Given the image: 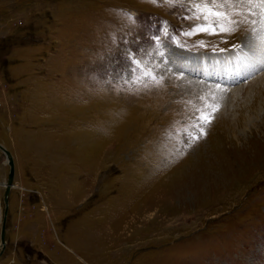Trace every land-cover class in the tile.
I'll return each instance as SVG.
<instances>
[{
    "label": "rangeland",
    "instance_id": "obj_1",
    "mask_svg": "<svg viewBox=\"0 0 264 264\" xmlns=\"http://www.w3.org/2000/svg\"><path fill=\"white\" fill-rule=\"evenodd\" d=\"M186 7L0 0V145L14 165L0 264H44L25 246L50 264H264V71L236 83L238 68L202 59L230 56L242 27L189 41L224 53L165 41L164 73L152 37L163 22L191 27ZM131 60L163 81L132 84ZM209 79L230 86L188 144Z\"/></svg>",
    "mask_w": 264,
    "mask_h": 264
},
{
    "label": "snow or ice",
    "instance_id": "obj_2",
    "mask_svg": "<svg viewBox=\"0 0 264 264\" xmlns=\"http://www.w3.org/2000/svg\"><path fill=\"white\" fill-rule=\"evenodd\" d=\"M149 2L155 6L166 3L173 7L177 4H181V6L187 4L185 8L187 14L181 19L193 21L191 27L187 29H173L167 22H163L158 28L159 34L152 37L157 55L162 58L160 63L165 65L164 73L171 71L172 59L176 55L167 50L165 41L172 47L182 48L185 51H190L192 48L210 47L214 53H224L228 50L218 48L217 44L208 40L199 39L191 45L189 41L193 37L201 35L207 37L230 36L242 27L247 32L246 40L240 46L233 45L230 56L223 60L215 56L202 59H210V62L214 64H225L230 68H238L239 70L234 73L236 83L241 79V70L244 82L248 77L264 71V0H183V3L181 0H149ZM124 15L130 23H135V18L131 14L124 13ZM219 43H227V40L220 39ZM131 63L133 64L132 84H139L144 78L154 83L163 81L164 73L155 70L158 66L149 68L145 65L143 71H140V66L144 63L142 60H131ZM177 75L183 77L185 73L180 70ZM200 83L206 85L207 95L201 94L198 97L202 103L195 110L193 131L186 134L188 144L207 135L206 129L220 108L219 103L216 102V90L230 86L212 82L210 79L201 80Z\"/></svg>",
    "mask_w": 264,
    "mask_h": 264
},
{
    "label": "water",
    "instance_id": "obj_3",
    "mask_svg": "<svg viewBox=\"0 0 264 264\" xmlns=\"http://www.w3.org/2000/svg\"><path fill=\"white\" fill-rule=\"evenodd\" d=\"M0 152L5 154L6 165L8 167L7 176H6V184H4V193H3V201H4L5 207L0 217V250H2L5 247L4 223H5V216H6V198L8 196V190L11 186L10 183H11L12 176H13V163H12L9 153L6 150H4L1 146H0Z\"/></svg>",
    "mask_w": 264,
    "mask_h": 264
},
{
    "label": "flooded vegetation",
    "instance_id": "obj_4",
    "mask_svg": "<svg viewBox=\"0 0 264 264\" xmlns=\"http://www.w3.org/2000/svg\"><path fill=\"white\" fill-rule=\"evenodd\" d=\"M26 241V240H22V243ZM30 242V241H29ZM31 244V242H30ZM6 246V245H5ZM24 252L27 254V255H32L34 254L35 257H34V260L36 262H43L44 264H50L51 260L45 255L42 253V251L40 250H32L30 247L28 246H25V247H22L21 248V254H24ZM5 254H3V249L0 250V257L3 256ZM50 261V262H49ZM52 263V262H51Z\"/></svg>",
    "mask_w": 264,
    "mask_h": 264
},
{
    "label": "bare ground",
    "instance_id": "obj_5",
    "mask_svg": "<svg viewBox=\"0 0 264 264\" xmlns=\"http://www.w3.org/2000/svg\"><path fill=\"white\" fill-rule=\"evenodd\" d=\"M225 77V76H224ZM228 81V80H227ZM229 83L230 82H233V80H231V81H228ZM252 86H253V83L251 84ZM252 86H249V87H252ZM248 92V91H247ZM232 95H235L234 93H232ZM247 98H248V94H246L245 95ZM1 146V145H0ZM2 147V146H1ZM4 149V148H3ZM5 150V149H4ZM4 156H5V154L4 153H2ZM5 158V157H4ZM5 161H6V159H5ZM12 163H13V159H12ZM13 175H14V165H13ZM10 184H12V182L10 183Z\"/></svg>",
    "mask_w": 264,
    "mask_h": 264
}]
</instances>
